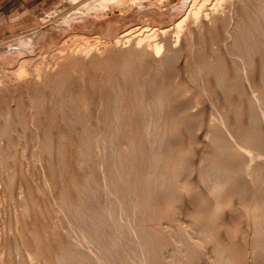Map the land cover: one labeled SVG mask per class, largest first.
I'll return each instance as SVG.
<instances>
[{"label":"rangeland","instance_id":"obj_1","mask_svg":"<svg viewBox=\"0 0 264 264\" xmlns=\"http://www.w3.org/2000/svg\"><path fill=\"white\" fill-rule=\"evenodd\" d=\"M0 264H264V0H0Z\"/></svg>","mask_w":264,"mask_h":264},{"label":"bare ground","instance_id":"obj_2","mask_svg":"<svg viewBox=\"0 0 264 264\" xmlns=\"http://www.w3.org/2000/svg\"><path fill=\"white\" fill-rule=\"evenodd\" d=\"M259 18V17H258ZM263 19V18H262ZM262 30V29H261Z\"/></svg>","mask_w":264,"mask_h":264}]
</instances>
